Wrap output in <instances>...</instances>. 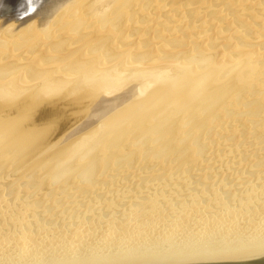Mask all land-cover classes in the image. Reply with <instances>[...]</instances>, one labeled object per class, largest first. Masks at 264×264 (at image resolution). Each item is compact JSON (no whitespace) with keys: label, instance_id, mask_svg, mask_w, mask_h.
I'll use <instances>...</instances> for the list:
<instances>
[{"label":"bare ground","instance_id":"obj_1","mask_svg":"<svg viewBox=\"0 0 264 264\" xmlns=\"http://www.w3.org/2000/svg\"><path fill=\"white\" fill-rule=\"evenodd\" d=\"M263 97L264 0H46L0 21V153L32 143L15 180L0 156V264L264 252V126L244 115Z\"/></svg>","mask_w":264,"mask_h":264},{"label":"rangeland","instance_id":"obj_2","mask_svg":"<svg viewBox=\"0 0 264 264\" xmlns=\"http://www.w3.org/2000/svg\"><path fill=\"white\" fill-rule=\"evenodd\" d=\"M53 22H54V21H53ZM17 26H18V25H17ZM18 31H19V28H18ZM7 32H9V31H7ZM13 34H14V32H11V35H13ZM222 79H224V77H222ZM238 93H239V92H238ZM238 93H236L235 95H232V97H233V96L236 97L235 100H239V99H240V97H238ZM239 95H240V94H239ZM257 95H258V94H257ZM257 95L254 97V100H253V101H256V100L258 101V99H257L258 96L261 98L260 95H258V96H257ZM235 97H234V98H235ZM234 98H233V99H234ZM238 98H239V99H238ZM255 98H256V99H255ZM263 98H264V97H263ZM240 100L242 101L243 98L241 97ZM232 101H233V100H232ZM257 101H256V102H257ZM246 102H247V101H244V103H246ZM255 104H256L255 106L258 107V106H259L258 104H260V103L257 102V103H255ZM251 105H252V107H253L254 103H252ZM222 106H223V105H221L219 108H221ZM255 106H254V107H255ZM223 107H224V106H223ZM252 107H250V104H249L248 109L255 110V109H253L254 107H253V108H252ZM257 107H256V109H257ZM259 107L262 108L261 106H259ZM219 108H218V110H217L218 112L216 111L217 113H216V112H215V113H216V114H220V116H221V114L223 113L222 111L224 110L225 107H224V108H221V109H222L221 111L219 110ZM226 108H227V107H226ZM226 108H225V109H226ZM227 109H228V108H227ZM243 110H244V108H243ZM246 110H247V109L244 110V112H246V113H244L245 117H249V116H251V118H252V119H248V120H251V121H253V122H256L257 124H259V122H260V123L263 124V126H264V119H261V118L264 116V115H263V114H264V111H262L263 108H262V110H261V109H260V110L257 109V110H256L257 114H256L255 111H254V112L251 111V112H253V113H251L250 111L247 112ZM224 112H225L224 115L227 117V116H228V114L226 113L227 111H224ZM190 113H191V112H187V114L183 116V119H181L180 123L178 124V127H179V128L177 127L179 130H180L181 127H184L185 129H187V126H184V125H183V122L186 123L187 125H188V124H191V123H188V122L190 121V118L193 117V115H195V114L190 115ZM213 114H214V113H213ZM226 114H227V115H226ZM224 115H223V116H224ZM261 115H262V116H261ZM214 116H215V115H214ZM214 116H213V118H214ZM216 116H217V117L214 119V122H216V123H219V121L221 122L222 120H220V119H222V118H220V116L218 117V115H216ZM200 117H201V115H200ZM226 117H225V118H226ZM260 117H261V118H260ZM259 118H260V119H259ZM211 119H212V118H211ZM182 120H183V121H182ZM194 120H195V119H194ZM223 120L226 121L227 119H223ZM191 121H192V119H191ZM191 121H190V122H191ZM214 122H213V123H214ZM182 125H183V126H182ZM188 126H189V125H188ZM219 127H220L221 129H223V127H221V126H219ZM173 128L175 129V127H173ZM206 128H208V127H206ZM206 128H205L204 130H202L203 134L201 133V135H198V136H199L198 138H202V140H204V139H207V137H208V136H207V133H208V134H212L211 132H208V129H206ZM174 129H173V130H174ZM179 130H178V131H179ZM182 130H183V129H182ZM182 130H180V131H182ZM205 130H207V131L205 132ZM185 131H186V130H184L183 132L185 133ZM200 131H201V130H200ZM205 133H206V134H205ZM249 133H250V137H249L248 141L251 142L252 144H255V145L258 144L257 139L253 138V134L255 133V127L252 128V129H250ZM45 134H47V133H45ZM199 134H200V133H199ZM47 135H48V134H47ZM40 136L42 137V140H43V141L46 139V138L43 139V136H45V135H40ZM184 136H185V137H186V136L188 137V132H187V134L185 133V135H183V133H182L181 138H185ZM196 136H197V135H196ZM126 137H127V136H126ZM238 137H239V139H242L241 134H238ZM196 138H197V137H196ZM188 139H189V137H188V138H185V139H183V140H185V142H186V140H188ZM208 139H209V138H208ZM21 140H22V138L20 139L19 144H13V143H12L13 146H15V147L18 146V147L14 150V153H11V152H10V155H9V153H8L7 155L3 154V152L0 153V156H5V157H6V156H8V157L10 156V157H9V160H8L7 157H6V160H8L7 163H11V164H7V165H6L7 167L4 166V167H6L5 176L10 177V178H8V179H12V180H13V179H14V178H13L14 176H13L12 174H16L15 171L12 170V168H13L12 166L14 165V163H16L17 160H19L21 157L23 158V157H24V156H22L23 154H25L27 151H30V150H27V148H25L24 146L28 145V148H29V146H30L32 143H31V144L29 143L30 145H29V144H25V145H23V146H19V145L21 144ZM125 141H126V139H125ZM41 142H42V141L40 140L39 143H41ZM131 142L133 143L134 141H131ZM131 142H130V143H131ZM177 142H178V141H177ZM130 143L127 144V145H130V146L132 147L133 145H131ZM134 143H135L136 146H137V145L139 146L138 142H134ZM139 143H140V142H139ZM173 144H175V146H174V148H171V149H170L171 151H172L173 149H176V148H177L176 143H173V142H172V145H173ZM195 144H196V143H195ZM195 144H194V146H195ZM135 145H134V147H132V148H133V149H137V148H138L137 150H139V148H140L141 146H140V147H136ZM150 145H151V147H152V144H150ZM172 145H171V146H172ZM35 146H36V145H35ZM112 146H113V145H112ZM228 146H229V144H228ZM113 147H114V146H113ZM125 147H126V146H125ZM125 147L123 148V146L121 145L120 149L118 148L116 151H113V150H114L113 148H111V149H112L113 153L117 154L118 159H120V158H127V152H126ZM142 147H143V146H142ZM191 147H192V146H191ZM25 149H26L27 151H26ZM29 149H30V148H29ZM111 149H110V150H111ZM115 149H116V148H115ZM140 149H141V148H140ZM17 150H18V151H17ZM24 150H25L26 152H25ZM161 150H162V149H160V151H161ZM112 151H111V153H106V154H107V155H111V154H113ZM12 152H13V151H12ZM16 152H17L18 154H16ZM13 154H15V155H13ZM20 154H21V155H20ZM173 154H174V153H173ZM19 156H21V157H19ZM104 157H105V156H104ZM104 157H103V158H104ZM167 157H168V156L163 157V159L165 158L164 160H167ZM3 158H4V157H3ZM0 159H2V158H0ZM163 159H162V160H163ZM103 161H105V160L103 159ZM129 162H130V160L127 162V165H128V166H125V167H127V169L124 168V169L122 170V171H125V174L131 173V171H130L131 165H129ZM3 163L6 164V162H3ZM3 165H4V164H3ZM11 167H12V168H11ZM42 167H44V166H42ZM42 167H41V168H42ZM0 168H1V167H0ZM3 169H4V168H3ZM43 169H44V168L40 169V170L38 171V173H34V174L36 175V178H37V179L35 178L36 180H40V179H42V178H43L42 180H45V179H46L45 176H44V174H45L46 171H45V169H44V170H43ZM1 170H2V168H1ZM1 170H0V176L3 175V174H2L3 170H2V171H1ZM11 171H12V172H11ZM42 171H43V174L40 173V172H42ZM137 171H139V167H138V166H137ZM1 174H2V175H1ZM34 174H33V175H34ZM9 175H10V176H9ZM42 175H43V176H42ZM15 176H16L15 178L17 179L18 175H15ZM28 177H29V176H28ZM39 178H40V179H39ZM29 179H30V177H29ZM14 180H15V179H14ZM194 181H195V179H194ZM16 182H17V181H16ZM16 182H15V183H16ZM17 183H21V182H17ZM195 183H196V184L199 183L198 180H196ZM195 183H194V185H195L194 187H195V189H197L198 186H200V184H198V186H197ZM194 187H193V188H194Z\"/></svg>","mask_w":264,"mask_h":264},{"label":"water","instance_id":"obj_3","mask_svg":"<svg viewBox=\"0 0 264 264\" xmlns=\"http://www.w3.org/2000/svg\"><path fill=\"white\" fill-rule=\"evenodd\" d=\"M46 0H0V21H29L42 9ZM134 264H264V252L225 258H180Z\"/></svg>","mask_w":264,"mask_h":264}]
</instances>
